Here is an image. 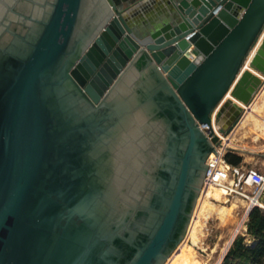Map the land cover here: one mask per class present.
I'll use <instances>...</instances> for the list:
<instances>
[{"label": "water", "instance_id": "water-1", "mask_svg": "<svg viewBox=\"0 0 264 264\" xmlns=\"http://www.w3.org/2000/svg\"><path fill=\"white\" fill-rule=\"evenodd\" d=\"M167 6L140 26L141 1L0 0V264H166L184 242L264 86V0Z\"/></svg>", "mask_w": 264, "mask_h": 264}, {"label": "rangeland", "instance_id": "rangeland-1", "mask_svg": "<svg viewBox=\"0 0 264 264\" xmlns=\"http://www.w3.org/2000/svg\"><path fill=\"white\" fill-rule=\"evenodd\" d=\"M250 129L251 127L248 126L247 128H242L238 130L237 137L239 135H242V137L245 136L246 138L250 140L251 138H255V135H257V137L260 135L262 136V138L258 140L259 144L264 145V139H263L264 135H261V133L259 134V132L257 133L256 132L257 130H255L256 133H254L255 134L254 135L250 132ZM261 152H264V151H261ZM263 161H264V158H261L260 156H255L251 164L255 165L258 162H263ZM213 197H214V200H210V201L214 204H217L219 206L224 205L226 207H230L232 206V204L237 203L238 206L240 205L238 207L239 209L237 208L232 213V215L227 218L225 222H223L221 219L218 220V216L216 215L208 219L207 222L203 220L204 222L200 226V230L203 232L201 235V242L198 245V247L197 246L195 247L197 251L196 259H194V261H191L190 264H218L219 261H221L224 258V256L228 253L233 240L236 239L238 235L246 236L247 238L246 243L248 245L249 244L251 245L250 237L247 236L246 234L247 232L246 223L247 222L244 223L245 215H246L245 205L239 200H237L236 198H233L231 196H224L223 194L219 196L217 194H214ZM199 202H200V199L198 203ZM197 208H198V205H197ZM197 208H196V211H197ZM181 261H180V264H187L188 260H185V259L183 260V257H182ZM168 263L169 261L166 264ZM221 264H223V261Z\"/></svg>", "mask_w": 264, "mask_h": 264}, {"label": "built area", "instance_id": "built-area-1", "mask_svg": "<svg viewBox=\"0 0 264 264\" xmlns=\"http://www.w3.org/2000/svg\"><path fill=\"white\" fill-rule=\"evenodd\" d=\"M205 132L207 126H202ZM223 139L222 136H220ZM218 154H213L208 160V171L203 187L215 184L226 190L228 196L236 198L246 207L244 223L248 215L255 209L264 212V168L256 166H231L227 164L225 155L229 152L225 147L217 148Z\"/></svg>", "mask_w": 264, "mask_h": 264}, {"label": "bare ground", "instance_id": "bare-ground-1", "mask_svg": "<svg viewBox=\"0 0 264 264\" xmlns=\"http://www.w3.org/2000/svg\"><path fill=\"white\" fill-rule=\"evenodd\" d=\"M263 80H264V78H263ZM262 98H264V86L261 89L260 93L258 94V96H257L255 102L252 104V106L250 108H246L247 111L245 112V114L243 116V119H242L241 123L239 124V128L245 126L246 124H251L254 127L255 126L258 127L257 123H259V125L261 124L263 126L261 130L264 132V113H263V109L259 110V109L253 108V107H255L257 105V103ZM236 141H237L236 135H235V133H233L231 136H229L227 138H223L224 147H226V148H236ZM213 193L217 194L219 196L222 195V194L224 196H228L226 190H224L223 188L218 187L215 184H212V185L208 186L206 191L202 192V195H201V198H200V202L198 203V208L196 207L197 211L195 210L196 213H194V218L192 219V222H191V225H190V228H189V231H188V235L186 236L184 242L180 245L178 250L170 258L168 264H180V261L182 260V257H183V260L184 259L188 260L187 264H190L191 261H194V259H196V253H197L195 247L196 246L198 247V245L200 244L201 235L203 233L200 230L201 224L204 221L207 222V220L210 219L214 215L218 216V220L221 219L223 222H225L227 220V218L229 216H231L232 213L240 206V205L238 206L237 203L232 204V206H230V207H226L224 205L223 206H219L217 204H214V203H212L210 201V200H214V197H213L214 194ZM230 220H232V219H230ZM202 243H204V242H202ZM222 261H223V259L221 261H219L218 264H221Z\"/></svg>", "mask_w": 264, "mask_h": 264}, {"label": "trees", "instance_id": "trees-1", "mask_svg": "<svg viewBox=\"0 0 264 264\" xmlns=\"http://www.w3.org/2000/svg\"><path fill=\"white\" fill-rule=\"evenodd\" d=\"M225 160L231 166H240L243 157L229 151L225 155ZM246 226V234L253 244L248 245L246 236L238 235L226 254L223 264H264V212L259 209L253 210Z\"/></svg>", "mask_w": 264, "mask_h": 264}, {"label": "crops", "instance_id": "crops-1", "mask_svg": "<svg viewBox=\"0 0 264 264\" xmlns=\"http://www.w3.org/2000/svg\"><path fill=\"white\" fill-rule=\"evenodd\" d=\"M120 3L125 6L127 5V3H135V2H144L147 4V15L144 14L143 11H141L139 18H142L143 20H146L148 17H154V16H159L160 14L163 16H167V14L169 13L168 11V6L167 3L169 2V0H119ZM256 109H263V113H264V98H262L255 107ZM258 127H254L251 124H246L245 126L239 128V126L235 129L234 133L236 135V148H231L233 150V152L237 153L238 155H240L241 157H243V162L242 165L243 166H256L258 168H264V161L263 162H258L255 165H252L251 163L253 162V159L255 158V156H260L261 158H264V145H260L259 141L262 136H258L255 135L254 133H261V135H264V132L261 130L262 129V125L259 123H257ZM251 127L250 132L252 134L255 135V138H251L250 140L248 138H246L245 136L242 137V135H239L237 137L238 131L242 128H247V127ZM260 127V128H259ZM255 130H257L255 132ZM257 137V138H256ZM264 139V138H263ZM257 149V150H255ZM251 244H253V242H250Z\"/></svg>", "mask_w": 264, "mask_h": 264}, {"label": "flooded vegetation", "instance_id": "flooded-vegetation-1", "mask_svg": "<svg viewBox=\"0 0 264 264\" xmlns=\"http://www.w3.org/2000/svg\"><path fill=\"white\" fill-rule=\"evenodd\" d=\"M145 15H147L148 13H144ZM140 15V14H139ZM139 15H138V18H137V22L140 26H145L146 25V22L149 20V19H153V18H156L158 16H154V17H148L146 20H143L142 18H139ZM169 15V13L167 14V16ZM160 16H163L160 14ZM165 16V17H167ZM239 115V112L238 110H230V117L228 118L227 120V125H229L230 122H232L237 116Z\"/></svg>", "mask_w": 264, "mask_h": 264}]
</instances>
